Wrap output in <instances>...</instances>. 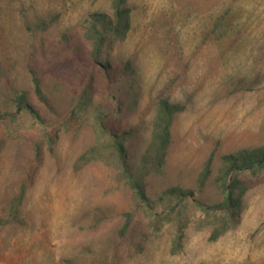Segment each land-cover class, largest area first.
I'll return each mask as SVG.
<instances>
[{
  "label": "rangeland",
  "instance_id": "374dc122",
  "mask_svg": "<svg viewBox=\"0 0 264 264\" xmlns=\"http://www.w3.org/2000/svg\"><path fill=\"white\" fill-rule=\"evenodd\" d=\"M109 6L110 0H0V67L7 76L0 94L6 82L27 91L42 118L41 124L20 113L0 121V264H264V171L239 173L237 223L215 241L212 230L225 215H207L195 203L222 202L215 177L224 156L264 147V0H128L130 29L104 50L111 66H98V75L85 61L89 46L77 26ZM225 12L227 27L216 34L214 22ZM40 18L55 22L26 35L21 22ZM62 34L78 42L84 63L59 46ZM127 60L132 77H116ZM30 68L53 113L35 98ZM166 97L184 110L173 119L164 163L146 167L148 210L94 116L133 104L104 122L117 135L132 130L118 140L135 172L153 103ZM210 157V174L200 183ZM170 188L193 196L168 218ZM19 192L20 204L10 208ZM125 214L131 221L120 235Z\"/></svg>",
  "mask_w": 264,
  "mask_h": 264
},
{
  "label": "trees",
  "instance_id": "16d2710c",
  "mask_svg": "<svg viewBox=\"0 0 264 264\" xmlns=\"http://www.w3.org/2000/svg\"><path fill=\"white\" fill-rule=\"evenodd\" d=\"M226 17L227 14L225 12L217 18L214 22V33L218 34L217 32L220 31L221 27H227L228 23L226 22ZM130 18L131 9L128 6V0H110V6L107 12L88 13L85 15L81 24L77 26V34L80 36L79 38L89 46L88 54L86 55L87 60L85 61H87L89 68L96 69L98 75H101V69L104 71L110 69L111 62L106 61L107 55L103 52L105 49H109L111 46L110 43L113 39H124L127 31L130 29ZM54 22L55 19L40 18L35 21V24L29 25L23 20L21 22V28L24 32H26V35L33 38L36 32H46L48 28L54 24ZM60 38L61 40L58 41L59 46L64 50L70 51L71 54L77 55L79 58L80 47L78 42L75 41L76 44H69L70 37L66 34H62ZM61 53V51H56L55 55L57 57H61L63 56ZM80 61L83 63L85 62L81 59ZM102 61H106V63H103ZM121 65L122 69L117 71L115 76L121 77V79H129V77H132L133 71L131 62L127 60L122 62ZM98 66L101 69H98ZM29 75V83L35 98L39 102H42L49 112L53 113L51 101L48 100L42 93V83L38 76L39 73L35 69L30 68ZM0 78H4L5 81H7V76L1 67ZM12 86V84L6 82L4 91L0 94V121L11 119L20 113H24L42 124V118L38 111L29 103L27 91L20 92L14 90ZM122 89L125 88L122 87ZM166 89L168 90V87H166ZM85 92H83V94H85ZM81 101L83 104L89 102L86 98H84V96H82ZM132 105V103L131 105H124L119 102L113 110L112 108L107 107V110L109 108L110 109L106 114H104V112H97L94 118L97 127L100 129L102 134L108 137L111 143L109 147H111L114 152L118 154L119 164L122 165V175L128 180L129 187L135 192L137 199L146 203L145 207L150 210L151 208L144 194L142 179L144 175L147 174V166L150 165L153 169L155 167V170H158L164 163L170 144L173 119L177 114L184 110V106L179 103L170 102L167 97L155 100L153 103V119L150 124L149 140L144 146L143 155L140 157L139 168H137L135 172H131L125 161V150H123L121 140L118 139L120 137L121 139H126L127 137L129 138L132 135V130L128 132L123 131L120 135H117V133H115L114 130L104 122V118L120 114V111L123 108L127 111L131 110L133 107ZM69 117L73 118L74 112H69ZM81 160L82 158L78 161ZM221 160L223 164H226V166L219 170L215 180L221 188L223 194L222 202L211 207H204L199 202H195L196 206H198V208L204 211L207 215H209V211H219L226 217L225 220L219 222L212 230L210 236L211 241H215L219 236H221L228 229V225H235L237 223V221L233 218L237 217L240 211L239 199L234 198V191L239 186L238 175L241 171H249L251 173L264 171V147L253 149L252 151L246 150L237 152L233 155H227ZM210 165L211 157L205 163L201 173L200 183H203V181L208 178L210 174ZM21 194L22 192H19L17 196L9 202L8 205L10 208H16V206L20 204ZM164 195L169 199L175 198V202L170 204L169 214L167 215L168 218L171 213L176 211L177 206H180V209L184 208L182 203L187 197L191 198L193 196L191 192H185L180 188H170L165 191ZM124 217L125 222L122 224L119 231L120 235L128 229L131 221V216L129 214H125ZM179 243L180 238L177 237L173 243V249L179 247Z\"/></svg>",
  "mask_w": 264,
  "mask_h": 264
}]
</instances>
